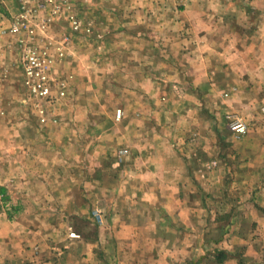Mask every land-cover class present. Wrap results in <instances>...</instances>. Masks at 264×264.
I'll return each instance as SVG.
<instances>
[{"label":"crops","instance_id":"0c3cea01","mask_svg":"<svg viewBox=\"0 0 264 264\" xmlns=\"http://www.w3.org/2000/svg\"><path fill=\"white\" fill-rule=\"evenodd\" d=\"M140 1L137 12L143 19L137 23L128 15L127 5L111 13L114 23H105L115 24L112 27L120 33L103 38L109 48L111 44L116 47L103 55L104 68L96 58L89 67L92 75H100L98 68L112 83L117 76L127 74L130 55L121 46L139 44L136 61L140 64L134 66L138 69L132 77H137L134 80L141 92L159 95L165 92L159 90L162 83L158 87L153 83L151 76H160L154 74L153 65L161 59L160 44L171 43V107L153 108L158 113L152 123L164 126L165 134H144L145 130L138 134L143 122L134 123L124 113L121 123H111L109 131L102 135L103 144L98 151L106 149L104 154L89 152L93 162L88 173L84 163L81 167L76 164L71 172H77L75 180L59 186L44 183V159L48 154L32 151L42 139L49 143L47 137L23 136L21 139L29 145L22 150H8L5 157L24 161L21 166L15 164L14 171H8L12 163L7 167L5 182H0V199L3 195L9 201L13 199L10 210L19 212L25 220L32 206L44 207L42 197L34 192L37 187L32 185L40 180L37 183L40 189L43 187L41 190L53 188L56 199L73 208L68 217L72 222L81 216L93 224L92 212L97 211L102 223L105 264H264V120L245 121V133L231 128L236 111H261L264 107V0H171V8L158 10L147 7L148 0ZM14 2H3L13 17L20 11ZM170 10L171 20L162 24L158 20L156 25L154 18H163V13ZM93 24L90 30L96 27ZM135 25L136 33L128 36V27ZM170 29L171 36H158ZM50 42L39 39L34 46L43 47ZM17 44L20 68L22 52L18 41ZM147 50L149 55L144 56L142 52ZM0 60H6L3 54ZM75 71L79 73L77 68ZM168 74L165 72L164 77L170 79ZM166 81L162 80L168 87ZM110 89L104 86L105 92ZM219 92L226 104L216 96ZM147 105L150 104H139L137 108L145 110ZM166 110H171V126L161 119ZM38 121L41 126H48ZM54 123L58 126L60 119ZM32 160L40 165L43 161V166L34 168ZM12 173L39 175V179L16 180ZM83 186L86 194L80 193ZM71 189L75 193L71 194ZM6 213L13 224V212L6 209ZM41 217L42 214L40 221ZM66 218L67 215L62 217V225ZM18 233L31 238L22 228ZM15 234L10 227L6 232L0 231L2 264H19L24 256V249L15 248ZM69 235L73 247L71 264H100L95 253L98 237L79 231ZM43 238L46 240L47 236L44 234ZM239 240L242 247L238 251ZM222 254L226 257L221 261Z\"/></svg>","mask_w":264,"mask_h":264},{"label":"rangeland","instance_id":"374dc122","mask_svg":"<svg viewBox=\"0 0 264 264\" xmlns=\"http://www.w3.org/2000/svg\"><path fill=\"white\" fill-rule=\"evenodd\" d=\"M4 1L6 0H0V56L3 54L6 59L0 60V182H5V174L8 171H14L15 164L16 166L17 164L22 165L21 161L23 162L24 159L18 160L17 158L14 160L13 158L5 159V157H7L8 150L13 152L22 150L25 145L28 146L29 144L23 142L26 136L33 138H37L38 136L47 137L49 143H43L44 139H42L39 142L40 144H37L40 146L32 147V151L37 150L48 154V158L44 159V168H46V173H44L43 177L44 183H48L49 186H59L61 183L67 184L75 180L77 172H71L75 171L73 167L76 164H80L81 167V163H84L86 173H88L87 168L93 162L89 154H97L99 150L98 146L101 143L103 144L102 135L109 131V125L111 123L120 124L125 115H127V119L129 118L135 121L134 123H136V120L143 122V127L142 129L141 127L139 128L141 131L138 134H143L144 130V134L149 132V135H151V131L154 134H165L162 133L165 130L164 126L152 123L153 121L156 122L158 113L153 108L159 110L162 108L166 109L168 106L171 107V43L160 44L161 59L158 62L159 64L156 63L153 65L155 67L154 74L160 75L158 78L151 76L153 83L155 87H158L162 83L163 86L159 90L165 92L159 95L154 93L153 96L152 93L141 92L138 88L140 86L139 83L134 80L137 77H132L138 69L134 66L140 64L139 61H136L138 60L137 55L140 53L136 51V47L139 48L141 46L139 44L131 43L121 46L122 50L127 48L130 55L126 71L127 74L126 76H117L112 83L109 82L111 79L106 81L101 75L102 71H98V68L96 70L100 75H92L93 70L89 67V62L91 63L93 58H96L97 63L101 62L103 64V55L107 54V50H109L108 54H110L113 51L111 49L116 47V45L111 44L109 48L103 38L108 36L116 37L120 33L118 28L112 27L115 24L108 25L105 23H114L115 16L113 15V17L111 13L118 11L119 6L123 8V5H127L128 15L133 18L134 23H137L143 19L137 12L141 4L140 0H65V6L56 14L57 16H54L53 20L48 21L47 27H44L42 31L38 30L36 32L31 45H34L39 39H45L47 43L50 40V44H47L50 52L53 55L54 53L59 54L61 52L64 54L54 64L53 74L56 75L53 78H59L65 83L66 86H64V89L66 95L56 98L58 89L56 88L55 90L54 88L52 99L48 102L38 101L24 86L22 69L18 67L17 61V54L19 55L20 52L17 51L18 37H12L1 31L3 29H9L11 21L14 20V17L6 9L7 7L3 3ZM11 1H15L19 5L17 0ZM176 5L179 6L178 3ZM146 6H152L156 8L155 10H158L159 7L171 8V0H148ZM167 19L171 20V10L166 14L163 13V18L157 20L154 18V21L157 25L159 21L162 24ZM93 21L96 27L90 30L89 28L92 26ZM128 28V36L131 37L136 33L137 25ZM164 35L171 36V29L166 30L161 35L158 33V36ZM128 36L124 37L128 39ZM151 49L154 50L153 48ZM148 53V50L146 53L142 52L144 56L149 55ZM8 58L10 61H7ZM65 64H67L66 67L64 66ZM76 68L79 70V73L75 71ZM72 72L74 76L71 75ZM165 72L169 73L168 76L170 79L164 77ZM162 73L163 75H161ZM155 80L160 82H154ZM162 80H168L166 81L168 87L165 86ZM104 86L111 88L110 91L106 90L105 92ZM220 95V92L216 94L218 98ZM220 99L222 104H226L222 101L221 97ZM30 104H36L34 106L36 109L30 107ZM139 104L150 105H147L145 110L140 109L139 111L137 108ZM126 108L127 111H125ZM250 111V109L236 111L233 116L235 118L239 116L244 122L254 121L256 118H260L259 120L261 121L264 120V107L261 111ZM38 119L41 124L44 125V123H47L48 126H41ZM56 119H60L58 126L54 123ZM161 119L169 122L171 126V110L164 111ZM93 121L96 122L93 123ZM158 126L159 128H157ZM224 131L227 130L225 129ZM90 135L94 136L93 140L89 139L88 136ZM23 136L25 137L21 139ZM8 140L11 142L9 143ZM14 140L17 142H14ZM106 141L111 146L114 145L108 142L109 139H106ZM117 144L121 145L120 143ZM111 146H109V149H112ZM105 151L106 149H102V151L98 152H101L100 154L103 155ZM16 155L20 157L21 154L17 153ZM76 155H79L78 159L75 157ZM17 161L19 162L17 163ZM11 163L13 165L7 171ZM24 165H26V161ZM32 165L38 169L40 166H43V161L42 165H40L38 163L35 164L32 160ZM11 177L16 180L25 177L39 179V175L29 176L13 173ZM37 181L40 180L32 182V185L37 187V190L34 192L35 194L37 193V196L42 197L41 200L44 207L32 206L28 210V218L25 220L19 217V212H15L14 209L10 210V204H12L13 199L10 202L7 196L5 197L4 195L3 200H1L2 198L0 199V231L6 232L10 227L13 233L16 232L14 237L16 239L15 248L25 250L24 256L20 258L19 264L25 259L22 264H58L59 261L62 264H71V250L73 247L69 234L72 231H79L81 234L91 236L92 238L98 237L99 245L95 247L96 258L100 260V264H105L102 257L104 239L101 238L102 235L100 237L102 223L99 221L100 218L97 215V211L92 212L95 217L93 224L88 223L89 221L81 216L79 220L72 222L68 217L74 211L72 210L73 208L63 205L62 200H57L53 188L45 191L41 190L43 187L40 189V184ZM81 190V194H86V187L83 186ZM72 193H75V191L71 189ZM39 200L36 199L35 202ZM6 209L8 212H13L11 214L14 215L12 220L13 224L8 220ZM83 211H89V208H83ZM41 214L43 217H41L40 221ZM65 215H67L66 224L62 225V217ZM21 228L31 238H25L23 234L19 236L18 232H20ZM44 234L47 236L46 240L43 238ZM22 244H24L23 248L20 247ZM27 244L30 245L28 246ZM237 245V250L239 251L242 247L241 240H239ZM262 256H264V252ZM0 264L2 263L0 262ZM248 264L256 263L249 262Z\"/></svg>","mask_w":264,"mask_h":264},{"label":"built area","instance_id":"2783aa9c","mask_svg":"<svg viewBox=\"0 0 264 264\" xmlns=\"http://www.w3.org/2000/svg\"><path fill=\"white\" fill-rule=\"evenodd\" d=\"M17 2L19 13L14 16L9 29L1 31L12 37H18L17 41L22 52L21 69L24 86L38 101H50L54 88L58 89V92L55 91L56 98L65 96V83L59 78H53L56 75L53 74L54 64L64 55L63 52L51 55L48 45L43 47L31 45L36 32L47 27L48 21L53 20L54 16L64 8L65 0H17ZM231 128L239 133H245L248 127L242 119L235 118Z\"/></svg>","mask_w":264,"mask_h":264},{"label":"trees","instance_id":"16d2710c","mask_svg":"<svg viewBox=\"0 0 264 264\" xmlns=\"http://www.w3.org/2000/svg\"><path fill=\"white\" fill-rule=\"evenodd\" d=\"M226 257V255L225 254H222V259H221V261L224 259Z\"/></svg>","mask_w":264,"mask_h":264}]
</instances>
